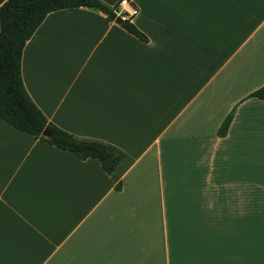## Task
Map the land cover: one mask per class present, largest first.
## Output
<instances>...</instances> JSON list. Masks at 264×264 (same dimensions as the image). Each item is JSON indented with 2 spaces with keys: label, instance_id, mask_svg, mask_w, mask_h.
<instances>
[{
  "label": "crops",
  "instance_id": "obj_1",
  "mask_svg": "<svg viewBox=\"0 0 264 264\" xmlns=\"http://www.w3.org/2000/svg\"><path fill=\"white\" fill-rule=\"evenodd\" d=\"M128 1L146 42L65 9L21 58L49 122L124 154L120 187L0 119V264H264V0Z\"/></svg>",
  "mask_w": 264,
  "mask_h": 264
},
{
  "label": "trees",
  "instance_id": "obj_2",
  "mask_svg": "<svg viewBox=\"0 0 264 264\" xmlns=\"http://www.w3.org/2000/svg\"><path fill=\"white\" fill-rule=\"evenodd\" d=\"M94 9L114 21L142 42L147 38L132 23L133 16L119 11L118 3L109 6L100 0H0V119L17 131L24 132L58 149L72 152L81 161L96 159L102 169L120 187L114 171L124 154L116 147L92 139H80L49 122L28 96L21 76V58L26 42L32 37L44 18L52 12L65 9ZM248 98L264 100V85ZM231 112L223 121L219 134L223 135L232 118ZM50 138L42 136L43 130Z\"/></svg>",
  "mask_w": 264,
  "mask_h": 264
},
{
  "label": "built area",
  "instance_id": "obj_3",
  "mask_svg": "<svg viewBox=\"0 0 264 264\" xmlns=\"http://www.w3.org/2000/svg\"><path fill=\"white\" fill-rule=\"evenodd\" d=\"M119 11L125 12L128 16H134L137 14V9L134 8L128 0H120L119 3ZM120 17V16H119ZM121 18V17H120ZM122 20V18H121Z\"/></svg>",
  "mask_w": 264,
  "mask_h": 264
},
{
  "label": "water",
  "instance_id": "obj_4",
  "mask_svg": "<svg viewBox=\"0 0 264 264\" xmlns=\"http://www.w3.org/2000/svg\"><path fill=\"white\" fill-rule=\"evenodd\" d=\"M121 22V18L119 17V16H117L116 18H115V23L116 24H119ZM51 132L48 130V129H45V130H43V132H42V136L43 137H45V138H50L51 137Z\"/></svg>",
  "mask_w": 264,
  "mask_h": 264
}]
</instances>
